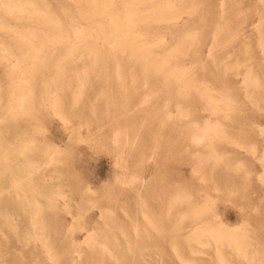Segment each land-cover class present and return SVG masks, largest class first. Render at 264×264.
<instances>
[{"label":"rangeland","instance_id":"rangeland-1","mask_svg":"<svg viewBox=\"0 0 264 264\" xmlns=\"http://www.w3.org/2000/svg\"><path fill=\"white\" fill-rule=\"evenodd\" d=\"M36 1L40 7L46 6L48 9H45L50 10L53 15L60 16L59 18L63 21L65 27L70 29L71 24L75 28L78 25L76 29L81 30L83 28L82 31L84 30L85 33L87 31V37L83 38V41L78 44L79 47H76L77 49L71 52V55H73L72 60L68 59L64 53H60L52 58L45 57L48 56V53H44L43 57L45 59L43 58V60L45 63L50 64L41 68V70L36 69V71L33 68L35 63H37L36 60L39 59L34 58L31 56L32 54L28 53H31L32 50L30 51V49L32 48L29 47L30 45H27L29 41L21 40L22 33H24L21 28H24V31H29L32 28L34 31H39V28L42 26L32 20H21L18 13H16L17 16L13 14H9V16L7 13L2 14L0 9V22L5 27L0 28V115L4 113L8 114L7 107L14 104L11 98L15 95L22 94V92L23 94L28 93V97L32 95L30 98L25 99L24 104L25 106L28 105V108L24 106L26 112H23V114L21 112L14 117L18 130L16 129L14 135L6 139L7 142L5 144L9 143L15 146L17 145L16 143L23 144L21 142L25 141L27 142V146L30 145L29 149L38 146L39 148L49 149L52 152L54 160H50V164L40 166L41 156L39 157L38 151L30 150L26 153L27 157H22V160L24 163L29 164H25L26 169L22 168L21 171L15 174L16 176L22 174V177H24L21 180V184L25 190H18V193L23 194L21 197L18 196L22 200H28L27 205L29 207L31 206V203L29 204L30 199L33 200L32 197L30 198L33 190L39 193L36 196V200H42V202L47 198L52 200V197H54L53 200L69 199L71 213L67 214V212H63L58 214L57 218H53L48 216L50 209H44L41 214L45 218V221L42 220V224L44 223L43 225H47V228H50L49 232L44 230L50 235L48 238H50L49 242L51 247H53V249L51 248V255L55 259L51 261L53 258L48 259L40 239H36L35 242L33 234L29 233L30 235H28L26 241H23L25 234L23 227L25 219L23 216L25 214L17 205L18 200L21 199L19 197L17 199V191L10 186L9 174L1 171L0 189L1 192L4 191L2 192L3 201L0 204V217H2L0 218V264H109L115 261L114 259H111V261L108 259L110 253L115 251V249H131L134 247L135 241L143 238L145 233L157 235V232H154L150 226L149 221L165 214L167 204L162 205L161 203L171 198L176 202L175 207L173 206L176 216L173 217V220L176 219V223L174 224L177 225L173 232L176 234L166 239L163 246H159L158 244L149 246V249L154 251L153 255L156 259L161 260H153L151 263L147 262L148 264H264V88L260 90V87L264 85V78H262L264 77V0H172L173 5L175 3L177 7L178 3V9L183 11V13L181 12L180 19L170 23L172 30L167 27L168 25L164 21L160 22L159 20V22L157 20L156 22L152 21L147 26L141 25V28L145 29L147 36L163 37L162 39L165 43L161 47H158V50L156 49L155 53L151 55V57L155 55V58H160L159 62L164 57H170L171 49L174 46H179V49L187 53H179L177 56L171 55L169 58V62L171 63L167 67H174L176 65L174 64V59L180 58L177 62L180 69H183V67L189 69V71L187 70L188 72L182 75L187 79L179 80L174 86L162 80L158 83L151 81L150 78L152 76L149 74V71L141 72L134 70L132 68V53H128L127 50L123 49L113 52L106 50L107 53L115 55L118 58L117 70L113 69L114 59L110 58L111 63L108 70L98 67L87 71L86 74H81V68L85 66L82 62L91 63L84 60L86 54H89V57L93 58L94 52H96L94 50H98L99 52L109 42H113L116 38H113L111 33L115 29L108 27L110 26L109 23H106V27L105 21L102 19L98 18L101 22L99 20L90 22L79 16L78 9H82L81 11L90 9V5H86V1L88 0ZM120 1L114 0L113 6L111 5V8H114V5L117 6L121 3L117 7L115 6V11L118 10L116 13L120 12L118 18L120 19L123 15L122 19L118 20L120 22L117 31L120 30L123 33L127 31L126 25L129 24L130 20L128 21L129 17H125V15L129 9V12L135 13H131L133 16L137 15L135 17L130 15L132 20L134 19L132 24H135V18L137 19L141 12L149 11L148 13L153 12L154 16L155 14L156 17L159 16L157 11L150 12L152 8L150 3L151 5L157 4L160 0H155L154 2L145 0V2H148H141L142 5L139 4V6L133 3L135 5L134 7L131 4L134 7L133 9L131 5L130 7L128 6L131 0H127L128 3L125 0ZM4 2L7 3L8 0ZM158 3L160 4L161 2ZM86 6H88V9H85L87 8ZM135 8L138 9L137 13ZM148 13L146 12L145 14ZM126 16L129 15L127 14ZM12 17L15 19L19 18V21H15ZM5 22L11 25L9 27L13 31L9 30L8 24ZM135 22L136 24L139 23L138 21ZM96 23L100 24V26L103 24L102 29ZM91 24L93 25L90 26ZM121 26H125V29ZM254 26H258V28ZM19 27L21 28L19 29ZM141 28L140 31L142 30ZM144 29L142 30L143 33H145ZM258 29L259 31H257ZM120 31L118 33L122 34ZM193 32L196 34L195 36ZM11 34H13V39L11 38L13 41L8 38L12 36ZM18 38H20L21 42H19L20 40L18 41ZM102 38L103 40H101ZM88 43L90 45L93 43L92 47ZM117 44L128 46V43L123 42H118ZM22 45H27L28 47H25V49ZM8 48H11V50ZM21 49L25 51L22 52ZM27 49H29L28 52H26ZM5 52L10 54V57ZM157 52L160 53L158 54ZM16 53H19L22 58L20 55H14ZM42 53L40 55H43ZM23 56L26 58L24 59ZM30 57L35 59L34 63L30 62L31 60L33 61ZM6 59L10 60L6 61ZM15 59L18 62L23 60L22 64L20 62L16 63ZM57 61H68V63L76 64L78 72L69 70L63 73L59 71L60 68L55 63ZM223 64L226 65L223 66ZM30 66H33V68ZM228 66H230L229 69ZM222 68H224V71ZM21 69L24 72L23 74ZM23 69L25 71L26 69H31V73L29 72L28 74L29 70H27L25 77ZM246 70L250 73L247 74ZM11 71L15 73H13L14 76L13 74L11 75ZM161 71L155 73L161 79L172 77L170 76L171 72L174 77L176 74L180 76L179 72L174 73V71L165 69ZM193 73L196 74L194 75ZM15 75L18 77L15 78ZM32 75L35 77V80L31 77ZM191 75L192 77H190ZM11 76L13 77L11 78ZM76 76L83 77L82 81L79 82L74 79ZM145 76L148 78L146 81L142 80ZM253 76L256 78H253ZM52 77L58 79L52 81ZM26 78L31 80L27 79L28 84L26 83ZM217 78L224 79V81L219 82L216 80ZM250 78L253 81L258 78V81L253 82ZM12 81L19 83L15 84ZM185 83H187L190 90L193 89L190 91ZM245 83L249 86L248 89ZM249 83H251V86ZM257 83H261L260 86ZM45 84L48 87V92L53 93L55 91L57 93L55 94L54 92V95L52 93L47 94ZM192 84H194L195 88ZM12 85H15V89ZM181 86L185 87L182 88ZM12 87L13 90H11ZM20 87H23L22 92L20 91ZM29 87L33 90L29 91ZM203 87L209 91L206 92ZM25 90L26 92L24 93ZM11 92L14 96L10 94ZM45 92L46 96L49 95L50 99L45 96ZM204 92L207 94H204ZM252 92L253 94H251ZM208 93H211V96ZM75 94L76 96H73ZM190 94L197 95L196 101L189 102L186 100ZM226 94L229 98L225 97ZM53 97L56 102L51 100ZM75 97H78L76 102H74ZM213 97L217 99L214 98L215 102L212 99ZM220 98L221 101H219ZM251 98L254 100H250ZM27 99H32V102L26 101ZM230 99L232 103L229 102ZM258 100L260 101L258 102ZM51 102L53 104H49ZM54 103L57 106L59 105L57 109ZM226 103H230V108ZM211 104L212 106H216V109ZM225 104L230 109L227 108L229 110L228 113L234 112L233 114H227L226 111L228 110H226ZM44 105H47L46 108ZM102 109L106 110L100 112L99 110ZM213 109L219 111L216 112ZM59 110L61 113H59ZM221 111L224 112L222 113ZM55 112L56 115L54 114ZM187 113H189L188 116ZM182 114H185L184 117L181 116ZM224 114L228 115V117H225ZM0 119L2 120V118ZM206 125L209 127H206ZM211 126H215V128L213 127L215 130ZM192 135H200L202 139L199 137L198 141L201 140V142L193 143ZM211 155L214 156L210 158L212 161L209 160ZM206 157H208V160ZM216 158H218V162L215 164ZM211 164H215L216 166H212ZM27 167L29 170L31 167L35 168H31L29 171ZM212 168L213 171H211ZM30 181L34 183H28ZM30 185L35 186V188L29 189L31 188ZM24 192L28 196V198L26 196L27 199ZM40 193L45 196H42ZM60 195L64 196V198ZM201 208V215L193 216L196 219L191 218L192 212ZM106 212L109 213L107 214ZM186 212L191 214V217ZM5 213L8 214V218H6ZM9 216L11 219H9ZM60 221V229L58 230L61 232L59 235L74 224L72 236L78 242L82 241L87 232L86 229H81L80 227L81 225H86L90 231H94L93 238L97 239V242L108 241L107 244L110 246H108L109 252L107 251V256L105 249H99L98 246H102L100 243L88 244L83 242L77 247V250L80 252L79 260L70 261V256L77 257L78 252L72 251L73 249L69 245L66 247L57 245L58 241L55 234V229L57 228L54 226L55 223ZM222 224H226L230 229L234 227L233 229L238 230L236 231L237 234H245L244 236L240 235V237L236 236L238 237L236 239L240 241L239 247L243 241L242 245L246 247H242L245 249L240 248L241 251L240 249L237 251L238 249H234L232 245L212 243L211 237H205L211 243L197 245L194 243L196 242L194 238H197L196 233L190 235V237L194 238L184 235L193 232L197 227H201V225L218 228ZM11 228L14 229L12 230ZM116 229H119V231ZM134 232L137 233L134 234ZM188 238L190 239L188 240ZM243 238L246 240L244 241ZM174 240L181 242L186 240L191 242V244L171 245L170 242ZM246 243L250 246H247ZM90 247L92 249H89ZM94 248L101 251H98V254L95 255L92 253L95 250ZM217 249L220 250L221 254L217 253ZM236 252H240L239 255ZM243 253L246 255L244 256ZM175 254L179 256L176 257ZM250 261L252 262L250 263Z\"/></svg>","mask_w":264,"mask_h":264},{"label":"bare ground","instance_id":"bare-ground-1","mask_svg":"<svg viewBox=\"0 0 264 264\" xmlns=\"http://www.w3.org/2000/svg\"><path fill=\"white\" fill-rule=\"evenodd\" d=\"M5 1V0H4ZM4 1H2V0H0V9H1V11H2V14H5V13H7V15H9V14H13V15H15V16H17L16 15V13H18V15H19V18L21 19V20H27V21H29V20H32V21H35V22H37L40 26H42V27H40L39 28V31H34V30H27V31H24V28H21V27H19V29L21 28L22 30H23V32L24 33H22V38H21V36H20V38H21V40L22 41H29V43L27 44L26 42V44L30 47V48H32V49H30V51H31V53L30 52H28V50L29 49H27L26 50V52H28L31 56H33L34 58H38L39 60H36L37 61V63H35V65H34V68H33V66L31 67V68H33V70H36V69H40L41 70V68H43V67H46V66H48L50 63H45V61L43 60V56H44V53L45 54H47L48 53V56H45V57H53V56H57V55H59L60 53H64L65 55H66V57L68 58V59H73V55H71V52L74 50V49H77L79 46H78V44L81 42V41H83V38L85 39V37H87V31H86V33L84 32V30L82 31V29L81 30H79V29H76L77 28V26H76V28L74 27V25L73 26H71V24H70V29L68 28V27H65L64 26V23H63V21L58 17V16H55V15H53L51 12H50V10H47L48 9V7H40V5H38L39 3L36 1V0H8V2L6 3V2H4ZM77 1V0H76ZM83 1H85V0H83ZM117 1V0H116ZM119 1V0H118ZM122 1V0H121ZM120 1V2H121ZM126 1V3H128L127 2V0H125ZM124 1V2H125ZM148 1H150V0H148ZM148 1H146L145 2V0H131L129 3L130 4H128V6L130 7V5L131 4H138V5H136V6H139V4H141L142 5V3L141 2H145V3H147ZM151 1H155V0H151ZM181 1V0H180ZM89 2V3H88ZM113 2H114V0H88V1H86V5H90V9H88V6H86L87 8H85V9H88L87 11H81L80 9H78L79 10V16H81L82 17V19L84 18L85 20H87V21H90V22H94L95 20H99V19H102V20H104L105 21V25H106V23H109V25L110 26H108V27H112V29H115V30H112V32L113 33H111V32H108V33H111V36L113 37V38H116L113 42H109L108 43V45L106 46V47H104V49H102L101 51H99L98 52V50H94V51H96V52H94V57L93 58H90L89 57V54H86V57L84 58V60H87V61H90L91 63L90 64H87V62H82L83 64H85V66L83 67V68H81V70H82V73L81 74H86L87 73V71H89V70H93V69H96V68H102L103 70H108L109 68H110V58H113L114 59V70H117L118 69V65H117V59L118 58H116V56L115 55H110V53H107L106 52V50H109L110 52H113V51H118V50H120V49H123V50H127L128 51V53H132V55H133V61H132V68H134V70H139V71H141V72H147V71H149V74H151V78H150V80L151 81H153V82H159L160 80H162V81H166L168 84H170V85H172V86H174L176 83H178L179 82V80H186L182 75H184V73L185 72H188L189 71V69L188 68H184L183 67V69H180V67H179V65H178V60L180 59H174V64H176V65H174V67H167L171 62H169V58L171 57V55L173 56V55H175V56H177L179 53H183L184 52V50H182V49H179L177 46L175 47L174 46V48L173 49H171V55H170V57L168 56V57H164L163 59H162V61H158L159 59H157V58H155L154 56L153 57H151V55H153L154 53H155V51H156V49L158 48V47H161L165 42L163 41V37L161 38L160 36V38H158V37H156V36H147V34H146V31H145V29H144V32L145 33H143L142 32V26L141 25H149L150 24V22H156V20L158 21H160V22H162V21H164L168 26V28L169 29H171L172 30V25L170 24L171 22H173V21H177L178 19H180L181 18V14L183 13V11L181 10H179L178 9V3H177V7H176V5H175V3H174V5H173V1L172 0H164L163 1V3H162V0H160V1H158V2H161L160 4L157 2V4H153V5H151V3H150V6H152V8L150 9V12L151 11H157L159 14V16H157L156 17V14H155V16H154V13L153 12H151V13H148L149 11H146L148 14H145L146 12H141V14L137 17V19L135 18V21H138L139 23L138 24H136V22L134 21V23L135 24H132L133 23V20H132V18H131V16L130 15H132L131 13H133V12H129V10H127V8H126V10H127V14L129 15V16H126L125 15V17H129L128 18V23L129 24H127L126 25V27H127V31H124V33L122 32V31H120V32H122V34L121 33H118L119 31H117L118 29H119V22L120 21H118V20H120V19H122L121 17L123 16H121L120 17V19L118 18V16H120V12L118 13V15H117V13H116V11H118V10H116L115 11V6L116 5H114V8H111L113 5ZM178 2V1H177ZM47 3V2H46ZM156 3V2H155ZM221 4H222V2H220ZM41 4V3H40ZM42 4H44V3H42ZM72 4V3H71ZM71 4H69V5H71ZM78 5H79V3H77ZM119 4H121V3H119ZM118 4V5H119ZM133 4V6L135 7V5ZM45 5V4H44ZM44 5H42V6H44ZM61 5V4H60ZM73 5H75V4H73ZM80 5H81V3H80ZM112 5V6H111ZM117 5V6H118ZM124 5H125V3H124ZM148 5V4H147ZM146 5V6H147ZM85 6V5H84ZM116 6V7H117ZM127 6V7H128ZM132 6V5H131ZM131 7L132 9L134 8V7ZM59 7H61V6H59ZM83 7V6H82ZM126 7V6H125ZM125 7H123L124 9H125ZM45 8H47V9H45ZM57 8V7H56ZM138 8V7H137ZM147 8H148V6H147ZM50 9V8H49ZM144 9V8H143ZM149 9V8H148ZM77 10V11H78ZM135 10H136V13H137V11H138V9H136L135 8ZM185 10V9H184ZM121 11V10H120ZM133 11V10H132ZM141 11H143V10H141ZM14 12H15V14H14ZM66 12H68L67 10H66ZM65 12V13H66ZM129 12V13H128ZM135 12V11H134ZM182 12V13H181ZM123 13H126V12H123ZM140 13V12H139ZM138 13V14H139ZM69 14V13H68ZM133 14H135V13H133ZM63 15H66V14H63ZM4 16V15H3ZM10 16V15H9ZM70 16V15H69ZM133 16V15H132ZM135 16H137V15H135ZM135 16H133V17H135ZM65 17V16H64ZM13 18V17H12ZM17 18V17H16ZM19 18H17V19H15V18H13L15 21H19ZM70 18V17H69ZM80 18V17H79ZM99 18V19H98ZM1 19H2V17H1ZM71 19H72V17H71ZM4 20V19H3ZM2 20V21H3ZM20 20V21H21ZM69 20V19H68ZM125 20H127L126 18H125ZM155 20V21H154ZM9 21V20H8ZM100 21V20H99ZM98 21V22H99ZM122 21V20H121ZM132 21V22H131ZM158 21V22H159ZM259 21H260V19H259ZM23 22V21H22ZM71 22V21H70ZM69 22V23H70ZM74 22V21H73ZM101 22V21H100ZM99 22V23H100ZM6 23V22H5ZM32 23V22H31ZM30 23V24H31ZM75 23V22H74ZM89 23V22H88ZM104 23V22H103ZM126 23H127V21H126ZM4 24V23H3ZM6 24H8L7 26H8V28H9V30L10 31H13L12 30V28L10 29V27L9 26H11L9 23H6ZM77 24H79L78 22H77ZM81 24V23H80ZM94 24V23H93ZM93 24H91L90 26H92ZM97 24V23H96ZM101 24V23H100ZM100 24H97V26L100 28V29H102L101 27H102V25L100 26ZM122 24V23H121ZM14 25V24H13ZM17 25V24H16ZM37 25V24H36ZM69 25V24H68ZM86 25V24H85ZM124 25V24H123ZM157 25H158V23H157ZM29 26V25H28ZM27 26V27H28ZM84 26V25H83ZM259 26H260V24H259ZM2 27H4L3 25H2V23L0 22V28H2ZM26 27V26H25ZM79 27H81V26H79ZM85 27V26H84ZM103 27H105V26H103ZM106 27H107V25H106ZM105 27V28H106ZM121 27H123V26H121ZM150 27V26H149ZM161 27V26H160ZM159 27V28H160ZM254 27H257L258 28V26H254ZM5 28V27H4ZM7 28V29H8ZM14 28H16V27H14ZM30 28H31V26H30ZM90 28V27H89ZM105 28H103V29H105ZM140 28L142 29L141 31H140ZM148 28V27H147ZM18 29V30H19ZM35 29V28H34ZM87 29V28H86ZM85 29V30H86ZM93 29V28H92ZM98 29V28H97ZM122 29V28H121ZM123 29H125V26L123 27ZM122 29V30H123ZM259 29H261V28H259ZM259 29L257 30V31H259ZM2 30H4V29H2ZM109 30V29H108ZM111 30V29H110ZM15 31H17V30H15ZM21 31V30H20ZM91 31V30H90ZM97 31V30H96ZM100 31H102V30H100ZM88 32H89V30H88ZM95 32V31H94ZM98 32V31H97ZM103 32V31H102ZM106 32V31H105ZM14 33H16V32H14ZM13 33V34H14ZM101 33V32H100ZM107 33V34H108ZM192 33V32H191ZM4 34V33H3ZM6 34V33H5ZM9 34H10V32H9ZM13 34H11L12 36L10 37H8V38H10V40H11V38L13 37ZM16 34H18V33H16ZM91 34V33H90ZM90 34H88V35H90ZM102 34H104V32L102 33ZM193 34H194V32H193ZM8 35V34H7ZM97 35H98V33H97ZM96 35V36H97ZM105 35H106V33H105ZM196 34H194V36H195ZM5 36V35H4ZM19 36V35H18ZM18 36H16V37H18ZM92 36V35H91ZM104 36V35H103ZM109 36V35H108ZM107 36V37H108ZM193 36V35H192ZM193 36V37H194ZM6 37V38H7ZM97 37H99V36H97ZM15 38V37H14ZM20 38H18V41L20 40ZM106 38V37H105ZM13 39V38H12ZM82 39V40H81ZM92 39V38H91ZM97 39H100V38H97ZM17 40V39H16ZM21 40L19 41V42H21ZM93 40H95V39H93ZM101 40H103V38L101 39ZM107 40H109V39H107ZM119 40V41H118ZM187 40V39H186ZM11 41H13V40H11ZM86 41V40H85ZM87 41H89V40H87ZM96 41V40H95ZM99 41V40H98ZM105 41V40H104ZM16 42V41H15ZM118 42H123V43H128V46H125V45H119V44H117ZM180 42V41H179ZM16 43H18V42H16ZM94 43V42H93ZM93 43H91V45L89 44V46L90 47H92V44ZM167 43V42H166ZM195 43V42H194ZM19 45V44H18ZM27 45H22V46H24V48L25 47H28ZM85 45H87V44H85ZM95 45H96V42H95ZM194 45V44H193ZM6 46H8V45H6ZM17 46V45H16ZM101 46V45H100ZM103 46V45H102ZM188 46V45H187ZM1 47V46H0ZM4 47V46H3ZM19 47V46H18ZM77 47V48H76ZM86 47V46H85ZM97 47H98V45H97ZM189 47V46H188ZM7 48V47H6ZM11 48H12V46H11ZM11 48H8V49H10L11 50ZM20 48V47H19ZM185 48H186V46H185ZM2 49H4V48H2ZM7 49V50H8ZM14 49V48H13ZM17 49V48H16ZM23 49V48H22ZM21 49V50H22ZM26 49V48H25ZM90 49V48H89ZM101 49V48H100ZM189 49V48H188ZM0 50H1V48H0ZM158 50V49H157ZM161 50V49H160ZM170 50V49H169ZM4 51V50H3ZM9 51V50H8ZM18 51V50H17ZM23 51H25V50H22V52ZM68 53H67V52ZM85 51H87V50H85ZM92 51V50H91ZM90 51V52H91ZM167 51V50H166ZM263 51H264V49H263ZM25 52V53H26ZM43 52V53H42ZM162 52H164V51H162ZM4 53V52H3ZM5 53H7V52H5ZM15 53V52H14ZM20 53V52H19ZM19 53H16V54H14V55H20ZM28 53H26V54H28ZM40 53H42L43 55H40ZM83 53V52H82ZM92 53V52H91ZM158 53V52H157ZM156 53V54H157ZM160 53V52H159ZM158 53V54H159ZM184 53H186V52H184ZM24 54V53H23ZM26 54H24V55H26ZM168 54V53H167ZM167 54H166V56H167ZM187 54V53H186ZM2 55V54H1ZM9 55V57H10V54H8L7 53V56ZM22 55V54H21ZM20 55V56H21ZM184 55V54H183ZM12 56V55H11ZM20 56H19V58H20ZM27 56V55H26ZM42 56V57H41ZM164 56V55H163ZM186 56V55H185ZM4 57H5V55H4ZM13 57V56H12ZM11 57V58H12ZM14 57H16V56H14ZM158 57V56H157ZM6 58V57H5ZM21 58H22V56H21ZM23 58H24V56H23ZM26 58V57H25ZM24 58V59H25ZM30 58H32V57H30ZM42 58V59H41ZM184 58V57H183ZM182 58V59H183ZM13 59V58H12ZM11 59V60H12ZM16 59H18V58H16ZM16 59H15V61H16ZM28 60H29V58H27ZM33 59V58H32ZM45 59V58H44ZM47 59V58H46ZM89 59H91V60H89ZM131 59V58H130ZM173 59V58H172ZM213 59V58H212ZM8 60H10V59H8ZM7 59H6V61H8ZM19 60V59H18ZM18 60L16 61V63L18 62ZM21 60V59H20ZM28 60H27V62H28ZM34 60L35 59H33V61L31 60H29L31 63H34ZM23 61V60H22ZM22 61L20 62V64H22ZM24 61H26V60H24ZM213 61H214V59H213ZM212 61V62H213ZM219 61V60H218ZM237 61V60H236ZM11 62V61H10ZM9 62V63H10ZM18 62V63H19ZM97 62H99V63H97ZM183 62V61H182ZM181 62V63H182ZM222 62V61H221ZM8 63V62H7ZM12 63H13V61H12ZM15 63V62H14ZM24 63V62H23ZM56 63V65L57 66H59V68H60V70L59 71H62L63 73H65L66 71H69V70H71V71H76V72H78V66H76V64H73V63H68V61H57V62H55ZM191 63H193V62H191ZM214 64H215V62H213ZM19 64V65H20ZM26 65H27V63H25ZM24 64V65H25ZM29 64V63H28ZM228 64V63H227ZM14 65V64H13ZM18 65V64H17ZM16 65V66H17ZM33 65V64H32ZM189 65V64H188ZM203 65V64H202ZM224 65H226V64H223V66ZM258 65V64H257ZM28 66V65H27ZM187 66V65H186ZM190 66V65H189ZM188 66V67H189ZM194 66V65H193ZM232 66V65H231ZM237 66H239V64H237ZM236 66V67H237ZM262 66V65H261ZM264 66V65H263ZM15 67V66H14ZM19 67H21V66H19ZM26 67V66H25ZM208 67V66H207ZM229 67L230 66H228V69H229ZM241 67V66H240ZM251 67V66H250ZM250 67H249V69H250ZM12 68V67H11ZM17 68V67H16ZM23 68V67H22ZM190 68V67H189ZM238 68V67H237ZM236 68V69H237ZM254 68V67H253ZM163 69H165V70H171V71H174V73H176V72H179V75L180 76H178V74H176V76L174 77L173 75H172V72H171V75L170 74H168V75H170V76H172V77H169V78H166V79H161V77H158V75L157 74H155L156 72H158V71H161V70H163ZM191 69V68H190ZM203 69V68H202ZM208 69V68H207ZM223 69V71H224V68H222ZM239 69V68H238ZM260 69H262V68H260ZM11 70V69H10ZM9 70V71H10ZM19 70V69H18ZM24 71H25V69H23ZM27 70H29V69H26V71ZM31 70V69H30ZM30 70L28 71V74H29V72H30ZM188 70V71H187ZM234 70V69H233ZM248 70V69H247ZM246 70V71H247ZM255 70V69H254ZM13 71L15 72V70L13 69ZM17 71V70H16ZM20 71V70H19ZM21 71H22V69H21ZM25 71V77H26V74H27V72ZM37 71V70H36ZM193 71V70H192ZM191 71V72H192ZM203 71V70H202ZM208 71V70H207ZM251 71V70H250ZM12 72V71H11ZM10 72V73H11ZM14 72H12L11 73V75L14 73ZM34 72V71H33ZM162 72V71H161ZM24 72L22 71V74H23ZM31 73V72H30ZM164 73H167V72H164ZM170 73V72H169ZM173 73V74H174ZM246 73V72H245ZM248 73H250V72H248L247 71V74ZM15 74V73H14ZM14 74H13V76H14ZM194 74V73H193ZM196 74V73H195ZM194 74V75H195ZM252 74V73H251ZM18 75V74H17ZM31 75V74H30ZM29 75V76H30ZM165 75V74H164ZM163 75V76H164ZM214 75V74H213ZM238 75H239V73H238ZM237 75V76H238ZM250 75V74H249ZM249 75H248V78H249ZM13 76H11V78L13 77ZM16 76V75H15ZM19 76H21V75H19ZM23 76V75H22ZM21 76V77H22ZM162 76V75H161ZM18 76H16L15 78H17ZM20 77V78H21ZM31 77H33V80H35V77L32 75ZM30 77V78H31ZM166 77V76H165ZM186 77V76H185ZM188 77V76H187ZM190 77H192V75L190 76ZM196 77V76H195ZM224 77V76H223ZM242 77H244V76H242ZM250 77H251V75H250ZM10 78V79H11ZM14 78V79H15ZM248 78H246V79H248ZM253 78H256V77H254L253 76ZM262 78H264V77H262ZM28 78H26V83L28 82V80H30V79H28ZM56 79H58V78H55V77H52V81H54V80H56ZM74 79H76L77 81H82V79H83V77H80V76H76ZM190 79V78H189ZM251 79V78H250ZM258 79V78H257ZM256 79V80H257ZM13 80V79H12ZM142 80H148V78H146V76H145V78H142ZM193 80V79H192ZM217 81H219V82H221V81H224V79H221V78H217L216 79ZM252 80V79H251ZM251 80H249V81H251ZM256 80H254V81H256ZM24 81V80H23ZM22 81V82H23ZM31 81V80H30ZM195 81V80H194ZM244 81V80H243ZM247 81V80H246ZM253 81V80H252ZM253 81V82H254ZM258 81V80H257ZM185 82V81H184ZM187 82V81H186ZM197 82H199L198 80H197ZM197 82H196V84H197ZM12 83H15V82H13L12 81ZM16 83H19V82H16ZM15 83V84H16ZM21 83V82H20ZM25 83V82H24ZM29 83V82H28ZM27 83V84H28ZM31 83V82H30ZM192 83V82H191ZM190 83V84H191ZM194 84H195V82H193ZM201 83V82H200ZM199 83V84H200ZM247 83V82H246ZM246 83H245V85H246ZM264 83V82H263ZM22 84V83H21ZM26 84V85H27ZM161 84H163V83H161ZM186 84V87H188V89H189V86L187 85V83H185ZM194 84H192L193 85V87H194ZM207 84V83H206ZM209 84V83H208ZM248 84V83H247ZM250 84V86H251V83H249ZM257 84H259V83H257ZM261 84V83H260ZM260 84H259V86H260ZM24 85V84H23ZM164 85V84H163ZM167 85V84H166ZM182 85V84H181ZM184 85V84H183ZM210 85H212V84H210ZM209 85V86H210ZM222 85V84H221ZM220 85V86H221ZM243 85V84H242ZM13 86V85H12ZM15 86V85H14ZM13 86V87H14ZM45 86V89H47L46 90V92H47V94H49V93H52V92H48L49 90H48V87L46 86V84L44 85ZM48 86H50V85H48ZM80 86H81V83H80ZM165 86V85H164ZM177 86H178V84H177ZM191 86V85H190ZM196 86V85H195ZM199 86V85H198ZM213 86V85H212ZM246 86H248V85H246ZM245 86V87H246ZM258 86V85H257ZM258 86V87H259ZM264 85H262L261 87H260V90H262L264 87H263ZM13 87H12V89L11 90H13ZM31 87V86H30ZM30 87L28 88V89H30ZM180 87V86H179ZM182 87V86H181ZM183 87H185V86H183ZM182 87V88H183ZM202 87V86H201ZM206 87V86H205ZM205 87H203V88H205ZM208 87V86H207ZM256 87V86H255ZM258 87H257V89H258ZM18 88V87H17ZM16 88V89H17ZM21 88V87H20ZM23 88V87H22ZM22 88H21V92H22ZM33 88V87H32ZM50 88V87H49ZM82 88V87H81ZM195 88V87H194ZM198 88V87H197ZM199 88H200V86H199ZM198 88V89H199ZM202 88V89H203ZM222 88V87H221ZM220 88V89H221ZM249 88V86L247 87V89ZM262 88V89H261ZM2 89V88H1ZM14 89H15V87H14ZM24 89H25V87H24ZM27 89V90H28ZM44 89V90H45ZM54 89V88H53ZM79 89H80V87H79ZM180 89V88H179ZM186 89V88H185ZM193 89V88H192ZM191 89V90H192ZM197 89V90H198ZM211 89V88H210ZM212 89H214V88H212ZM247 89H244V90H247ZM252 89H254L253 87H252ZM257 89H256V91H257ZM31 90H33V89H30L29 91H31ZM184 90V89H183ZM190 90V89H189ZM190 90V91H191ZM196 90V89H195ZM205 90H206V88H205ZM204 90V91H205ZM10 91V90H9ZM15 91V90H14ZM13 91V92H14ZM57 91V90H56ZM78 91H80V90H78ZM182 91V90H181ZM180 91V92H181ZM185 91V90H184ZM209 91V90H208ZM207 90H206V92H208ZM214 91V90H213ZM216 91V90H215ZM254 91H255V89H254ZM253 91V92H254ZM259 91V90H258ZM16 92V91H15ZM18 92H19V89H18ZM26 92V90L24 91V93ZM44 92V91H43ZM42 92V93H43ZM46 92H45V96H46ZM55 91H53V93H54ZM186 92V91H185ZM200 92V91H199ZM206 92H204V94L206 93ZM211 92V91H210ZM219 93H220V91H218ZM218 92H216L218 95H219V93ZM253 92L251 93V94H253ZM262 92V91H261ZM17 93V92H16ZM16 93H14V94H16ZM52 93V94H53ZM57 92H55V94H56ZM79 93V92H78ZM78 93H77V95H78ZM182 93V92H181ZM201 93H202V90H201ZM211 93H214V92H211ZM211 93H208L209 94V96H211ZM10 94H12V92L10 93ZM27 94L28 93H26V94H23V92H22V94H17V95H13L12 94V96H14L13 98H11V100L13 101H11L12 103H14V104H11V105H9L8 107H7V112H8V114H1L0 115V118H2V120L0 119V122L1 121H3L2 122V124H0V141H2V143H0V173H1V171H5V172H7L8 174H9V180H10V186H12L16 191H17V193H18V190H20V189H23V190H25L24 189V186L21 184L22 182H21V180L24 178V177H22V174L20 175V176H16L15 174L17 173V172H19V171H21L22 170V168H24V169H26V165L25 164H29V163H24L23 162V160H22V157H24V156H26V153H28L30 150L32 151V150H34V151H38V154H39V157H40V161H41V164H40V166H42V165H47L49 162H50V160L52 161V159H53V155L51 154L52 152L49 150V149H44V148H39V146L38 147H33L32 149H29L30 147V145L29 146H27L26 144H27V142H21V143H23V144H20V143H16L17 145H12V144H5V142H7L6 141V139L7 138H9V136H11V135H14V133L16 132V129H17V126H16V122L14 121L15 120V116L17 115V114H19V113H21L22 112V114H23V112H26V110H25V108H24V106H25V99L26 98H30L32 95H31V93H30V97H28L27 96ZM44 94V93H43ZM186 94H188V93H186ZM196 94H197V92H196ZM207 94V93H206ZM247 94H249V93H247ZM255 94V93H254ZM54 95V94H53ZM185 95V94H184ZM27 96V97H26ZM51 96V95H50ZM57 96V95H56ZM73 96H76V94L75 95H73ZM97 96H99V95H97ZM177 96V95H176ZM179 97H180V95H178ZM196 96L197 95H192V94H190L189 96H187V98H186V100H188L189 102L190 101H196ZM198 96H199V94H198ZM204 96V95H203ZM213 96V95H212ZM223 96V95H222ZM249 96H251V95H249ZM248 96V97H249ZM255 96H256V94H255ZM263 96V95H262ZM47 98L49 97V95L48 96H46ZM178 97V98H179ZM199 97H201V96H199ZM205 97H207V96H205ZM224 97V96H223ZM225 97H227V94H226V96ZM231 97V96H230ZM254 97V96H253ZM260 97V96H259ZM43 98V97H42ZM45 98V97H44ZM78 97H75V101L74 102H76V99H77ZM208 98V97H207ZM210 98V97H209ZM214 98L216 99V97H213L212 99H213V101H214ZM227 98H229V97H227ZM226 98V100H228ZM10 99V98H9ZM8 99V100H9ZM34 99V98H33ZM46 99V98H45ZM49 99H50V97H49ZM55 98L53 97V99H51L52 101L54 100ZM57 99H58V97H57ZM56 99V100H57ZM225 99V98H224ZM249 99V98H248ZM253 98H251L250 100H252ZM261 99H263V98H261ZM32 100V99H31ZM31 100H29V99H27L26 101H31ZM43 100V99H42ZM200 100V99H199ZM203 100V99H202ZM209 100V99H208ZM217 100V99H216ZM219 100V99H218ZM254 100V99H253ZM256 100V99H255ZM45 101V100H44ZM55 101V100H54ZM59 101H61V99H59ZM213 101H210L211 103L213 102ZM219 101H221V98H220V100ZM222 101H223V99H222ZM260 100H258V102H259ZM0 102H1V100H0ZM32 102V101H31ZM30 102V103H31ZM46 102H47V100H46ZM49 102V101H48ZM56 102V101H55ZM215 102V101H214ZM213 102V103H214ZM225 102H227V101H225ZM229 102H231V99H230V101ZM253 102H256V101H253ZM35 103V102H34ZM207 103H208V101H207ZM222 103V102H221ZM232 103V102H231ZM263 103V102H262ZM1 104V103H0ZM9 104V103H8ZM29 104V103H28ZM32 104V103H31ZM30 104V105H31ZM48 104V103H47ZM49 104H53V102H51V103H49ZM48 104V106L49 107H51V105H49ZM54 104H56V103H54ZM224 104V103H223ZM226 104H228V103H226ZM226 104H225V108H226V110H228L229 108H230V103L228 104V106H229V108L226 106ZM255 104V103H254ZM27 105V104H26ZM218 105V104H217ZM232 105V104H231ZM258 105H259V103H258ZM263 105V104H262ZM28 106V105H27ZM27 106H25L26 108H28ZM45 106V105H44ZM47 106V105H46ZM46 106H45V108H46ZM53 106H55V105H53ZM208 106V105H207ZM211 106H212V104H211ZM214 106V105H213ZM212 106V107H213ZM260 106V105H259ZM57 107H59V105L57 106V104H56V106H55V108L57 109ZM209 107V106H208ZM234 107V106H233ZM256 107H258V106H256ZM264 107V106H263ZM5 108V107H4ZM9 108V109H8ZM45 108H44V110H45ZM188 108V107H187ZM210 108V107H209ZM214 108L216 109V106H214ZM220 108V107H219ZM218 108V109H219ZM228 108V109H227ZM260 108V107H259ZM261 108H262V106H261ZM50 109V108H49ZM48 109V110H49ZM54 109V108H53ZM55 109V110H56ZM183 109V108H182ZM192 109V108H191ZM195 109V108H194ZM215 109H213L214 111H216ZM233 109V108H232ZM54 110V111H55ZM106 110V109H105ZM105 110H99L100 112L101 111H105ZM184 110V109H183ZM210 110H211V108H210ZM219 110H221V109H219ZM219 110H217V111H219ZM226 110H224V111H226ZM230 110V109H229ZM229 110L228 111H226L227 112V114L228 115H230V114H233V113H228L229 112ZM1 111H2V109H1ZM27 111H28V109H27ZM31 111V110H30ZM41 111V110H40ZM56 111H58V110H56ZM182 111V110H181ZM194 111V110H193ZM212 111V110H211ZM216 111V112H217ZM223 111V112H224ZM4 112H6V111H4ZM46 112V111H45ZM49 112V111H48ZM47 112V113H48ZM222 112V111H221ZM221 112H220V114H221ZM222 112V113H223ZM231 112H232V110H231ZM1 113V112H0ZM3 113V112H2ZM29 113V112H28ZM50 113V112H49ZM59 113H61L60 112V110H59ZM184 113H185V111H184ZM196 113V112H195ZM211 113V112H210ZM213 113V112H212ZM27 114V113H26ZM55 115H56V112L54 113ZM188 114L189 113H187V116H188ZM216 114V113H215ZM217 114H219V113H217ZM48 115V114H47ZM57 115H59V114H57ZM185 115V114H184ZM184 115L182 114L181 116H183L184 117ZM223 115V114H222ZM225 115V117H228V115L226 116V114H224ZM18 116H20V115H18ZM46 117V116H45ZM60 117V116H59ZM230 117V116H229ZM19 118V117H18ZM40 118H41V116H40ZM47 118V117H46ZM62 119V118H61ZM38 125V124H37ZM208 125H206V127H207ZM209 127V126H208ZM212 127V126H211ZM210 127V128H211ZM214 128H215V126H213ZM212 127V128H213ZM37 128H39V127H37ZM203 128V127H202ZM213 128V129H214ZM40 129V128H39ZM189 129V128H188ZM209 129V128H208ZM207 129V130H208ZM217 129V128H216ZM18 130V129H17ZM210 130V129H209ZM208 130V131H209ZM215 130V129H214ZM201 135V134H200ZM200 135H199V137H200ZM192 136H194V135H192ZM79 137V136H78ZM192 138V137H191ZM201 139H202V137H200ZM84 139V138H83ZM198 142H201V140L200 141H198ZM81 143V142H80ZM196 145V144H195ZM2 146V147H1ZM185 152V151H184ZM55 153V152H54ZM37 155V154H36ZM55 155V154H54ZM214 155V154H213ZM216 156V155H215ZM27 157V156H26ZM211 157H214V156H210L209 157V160H211L210 158ZM217 157V156H216ZM192 158V157H191ZM207 158V160H208V157H206ZM205 158V159H206ZM188 159V158H187ZM54 160V159H53ZM215 160V159H214ZM217 160V161H216ZM216 160L214 161V163L216 164V162H218V158H216ZM212 161V160H211ZM33 162H34V160H33ZM31 163V162H30ZM50 164V163H49ZM215 164H211L212 166H214ZM220 164V163H219ZM34 165V164H33ZM37 165V164H36ZM52 165V164H51ZM206 165V164H205ZM210 165V166H211ZM221 165V164H220ZM219 165V166H220ZM31 166H32V164H31ZM216 166V165H215ZM224 166V165H223ZM209 167V166H208ZM32 168V167H31ZM31 168H30V170H31ZM33 168H35V167H33ZM32 168V169H33ZM37 168V167H36ZM214 168V167H213ZM213 168H212V170L211 171H213ZM27 169H28V167H27ZM38 169V168H37ZM209 169V168H208ZM29 170V169H28ZM29 170V171H30ZM203 170V169H202ZM226 170V169H225ZM24 171V170H23ZM35 171V170H34ZM27 173H29V172H27ZM26 173V174H27ZM212 173V172H211ZM211 173H210V176H211ZM30 174H32L31 172H30ZM18 175V174H17ZM209 175V174H208ZM213 175V174H212ZM26 176V175H25ZM30 176V175H29ZM1 177V176H0ZM27 177V176H26ZM29 181V180H28ZM28 183H34V182H28ZM38 185V184H37ZM28 186H29V184H28ZM31 186V188H29V189H32V188H35V186H33V185H30ZM1 188V187H0ZM61 188V187H60ZM39 189V188H38ZM73 190V189H72ZM4 191V190H3ZM2 191V192H3ZM2 192H1V189H0V204L2 203V201H3V198H2ZM28 193H29V191H27ZM31 192V191H30ZM38 192V191H37ZM47 192V191H46ZM42 193H43V191H42ZM30 194V193H29ZM31 196H30V198L32 197L33 198V200L32 199H30L31 201L29 202V204L31 203V206L29 207L27 204H28V200H22L20 197H21V195H23L22 193H18L17 194V199H18V197L21 199V200H18L19 202L17 203V205H18V208H21L22 210V212L25 214L23 217H24V219H25V222L23 223V227H24V230H25V234H24V238H23V241L25 242L26 241V239H27V237H28V235H30L29 233H31V234H33V237H34V241L36 242V239H40L41 240V242H42V244H43V248H44V250H45V253H46V255L48 256V259L49 258H51L52 257V250H51V248L53 249V247H51V245H50V242H49V240H50V238H48V237H50V235H48L47 234V232H49V227L47 228V225L45 226V225H43L42 224V220L43 221H45V218L44 217H42V213H43V210L44 209H46V210H48V209H50L49 210V212H48V216H51V217H53V218H57V216H58V214H61V213H63V212H67V214L68 213H71V211H70V201H69V199H67V200H53V198L54 197H52V200H49L48 198V200L46 199V198H44V199H46V200H43V202H42V200H36V196L37 195H39V193H36V191L35 190H33V192H31ZM41 194V193H40ZM19 195V196H18ZM24 195H25V198H26V193L24 192ZM42 195V194H41ZM42 196H45V195H42ZM62 198H64V196H62V195H60ZM81 196V195H80ZM169 196V195H168ZM24 197V196H23ZM22 197V198H23ZM27 198H28V196H27ZM26 198V199H27ZM41 198H43V197H41ZM167 198V197H166ZM171 198V197H170ZM176 198V197H175ZM35 199V200H34ZM85 200V199H84ZM169 200V199H168ZM166 201V200H164V201H162V205H165V204H167V209H166V212H165V214L163 215V216H160L159 218H157V219H152V221L150 220L149 221V223H150V226L153 228V230H154V232H157L156 234L157 235H154V234H152V233H145V235H144V237L143 238H141L140 240H138V241H135V243H134V247H132L131 249L130 248H127V249H124V248H121V249H119V250H116L115 249V251H112L111 252V250H110V257H108V259H110V261H111V259H114L115 261L114 262H116L117 264H148L147 262H149V263H151L153 260H161V259H156V257L153 255V253H154V251L152 250V249H149V246H151L152 244L154 245V244H158L159 246H163L164 244H165V242H166V239H168V238H170V236H175V232H173L174 230H175V227L177 226L176 224H174V223H176V219H174L173 220V217H176L175 216V213H174V209H173V206L175 207V205H176V202L175 201H173V199L171 198L169 201ZM17 201V200H16ZM205 207V206H204ZM204 207H202L203 209H204ZM202 208L201 209H199V210H196V211H193L192 212V217L190 216L191 214H189L188 212H186V213H188L189 214V216L191 217V218H193V216H198V215H201L200 213L202 212ZM108 211H110V210H108ZM46 212V211H45ZM1 213V212H0ZM107 213V212H106ZM109 213V212H108ZM107 213V214H108ZM185 213V214H186ZM6 214V213H5ZM5 214H4V216H5ZM11 214V213H10ZM110 214H112L111 213V211H110ZM109 214V215H110ZM185 214H183L184 216H185ZM187 214V215H188ZM7 215L8 214H6V218H8L7 217ZM102 216H103V214H101ZM182 215V217H184ZM100 216V215H99ZM98 216V217H99ZM111 216V215H110ZM188 216V217H189ZM10 217V216H9ZM182 217H180V218H182ZM186 217V216H185ZM188 217H187V220H188ZM0 218H2V217H0ZM81 218V217H80ZM79 218V219H80ZM179 218V219H180ZM190 218V219H191ZM3 219H5V218H3ZM9 219H11V217L9 218ZM77 219V218H76ZM189 219V220H190ZM193 219H196V218H193ZM72 220H73V218H72ZM105 220V219H104ZM110 220V219H109ZM182 220H183V218H182ZM182 220H180V221H182ZM12 222H13V220H12ZM60 223H61V221L60 222H58V223H55V228H57V229H55L56 230V232H55V234H56V239H57V241H58V243H57V245L58 246H62V247H66V246H70L73 250L72 251H76V252H78L77 254H78V256L77 257H73V256H70V261H75V260H79V258H80V252L77 250V247H79L80 245H81V243H88V244H91V243H96V244H98V243H100L102 246L100 247V246H98L99 247V249H105L106 250V252L109 250V248H108V246H110V245H108L107 243H108V241H99V242H97L96 240H95V238H93L94 237V231H90V229H89V227H87L86 225H81V229H86V232H87V234L84 236V238H83V240L82 241H77L76 239H74L73 238V236H72V233H73V230H74V227L73 226H75L74 224H72L71 225V227L69 228L68 227V229H65L66 231L64 232V233H62L61 235H59L60 234V230H58V229H60ZM72 223V222H71ZM7 224H9V223H7ZM11 224V223H10ZM9 224V225H10ZM15 224V223H14ZM11 225H13V224H11ZM5 226H6V224H5ZM8 226V225H7ZM45 226V227H44ZM69 226V225H68ZM118 226V225H117ZM149 226V227H150ZM200 226V225H199ZM13 227H15V226H13ZM16 227H17V225H16ZM108 227V226H107ZM143 228V227H142ZM234 228V227H233ZM230 229L226 224H222L220 227H218V228H215V227H206L205 225H201V227H197L193 232H190V233H186V234H184L185 236H188V237H190V235H194L195 233H196V236H197V238L195 239L194 237H190V238H194V240L196 241V242H194V243H196L197 245L198 244H200V245H202V244H209V243H219V244H222V243H225V244H227L228 246H230V245H232L233 247H234V249H238L237 251H239V249L241 248H244V247H242V246H245V245H242V242H241V246L239 247V243H240V241H238L239 239H236V238H238V237H236L237 235L240 237V235H242V236H244L243 234H237V232L236 231H238L237 229ZM12 230L14 229V228H11ZM10 229V230H11ZM18 229V228H17ZM17 229H16V231H17ZM47 230V232L45 231V230ZM110 229V228H109ZM197 229H199L198 231H196ZM246 229V228H245ZM116 230H118L119 231V229H116ZM133 230H134V227H133ZM144 230V229H143ZM152 230V231H153ZM109 231V230H108ZM136 231V230H135ZM244 231V230H243ZM247 231V230H246ZM245 231V232H246ZM0 232H1V230H0ZM122 232V231H121ZM120 232V233H121ZM133 232V231H132ZM146 232V231H145ZM153 232V233H154ZM135 233H137V232H134V234ZM239 233H240V231H239ZM243 233V232H242ZM15 234H17V233H15ZM247 234V233H246ZM19 235V234H18ZM120 235H123V234H120ZM1 236H2V233H1ZM195 236V237H196ZM242 236H241V238H242ZM21 237V236H20ZM31 237V236H30ZM96 237V236H95ZM135 237H136V235H135ZM204 237V238H203ZM205 237H211L210 239H212V241L210 242V240H207V238H205ZM103 238H104V236H103ZM114 238V237H113ZM190 238H188V240L190 239ZM240 238V239H241ZM245 238V237H244ZM243 238V239H244ZM4 239V238H3ZM105 239V238H104ZM123 239L125 240V237L123 236ZM139 239V238H138ZM16 240H18V239H16ZM28 240H30L29 238H28ZM33 240V239H32ZM39 240V241H40ZM100 240V239H99ZM193 240V241H194ZM246 239H244V241H245ZM22 241V242H23ZM29 242V241H28ZM27 242V243H28ZM170 242V241H169ZM3 243V242H2ZM38 243V242H37ZM40 243V242H39ZM117 243V242H116ZM124 243H127V242H124ZM252 243V242H251ZM250 243V244H251ZM32 244V243H31ZM88 244H86V245H88ZM128 244V243H127ZM170 244L171 245H173V244H187V245H189V244H191V242H189V241H186V240H183L182 242L181 241H179V240H177V241H172V242H170ZM244 244V243H243ZM247 244V243H246ZM26 245V244H25ZM37 245V244H36ZM117 245V244H116ZM115 245V246H116ZM257 246H259L258 244H256ZM41 246V245H40ZM93 246V245H92ZM247 246H250L249 244H247ZM253 246V245H252ZM251 246V247H252ZM36 247V246H35ZM120 247V246H119ZM188 247V246H187ZM191 247V246H190ZM189 247V248H190ZM246 247V246H245ZM34 248V247H33ZM55 248V247H54ZM116 248V247H115ZM118 248V247H117ZM192 248V247H191ZM89 249H92L91 247L89 248ZM95 249V248H94ZM97 249V248H96ZM94 250L92 253L93 254H98V251H101V250H99V249H97V250ZM241 249H240V251H241ZM245 249V248H244ZM243 249V250H244ZM247 249V248H246ZM104 250V251H105ZM92 251V250H91ZM173 251V250H172ZM193 251V250H192ZM191 251V252H192ZM217 251V253H220L219 251V249H217L216 250ZM109 252V251H108ZM108 252L106 253V256H107V254H108ZM157 252H159V251H157ZM174 252V251H173ZM188 252V251H187ZM247 252V251H246ZM53 253H55L54 251H53ZM102 253H103V251H102ZM238 255H239V253L238 252H236ZM92 254V255H93ZM103 254H105V253H103ZM221 254V253H220ZM244 254V253H243ZM250 254V253H249ZM252 254V253H251ZM7 255V254H6ZM54 255V254H53ZM102 255V254H101ZM223 255V254H222ZM246 254H244V256H245ZM103 256V255H102ZM175 256L177 257V256H179V255H176L175 254ZM224 256V255H223ZM240 256H242V254H240ZM219 257V256H218ZM247 257H248V255H247ZM53 258V257H52ZM51 258V259H52ZM178 258H180V257H178ZM217 258V257H216ZM220 258H221V255H220ZM224 258H225V256H224ZM223 258V260H225ZM243 258V257H242ZM246 258V257H245ZM244 258V259H245ZM251 258V257H250ZM254 258V257H253ZM54 259L55 258H53V260H51V261H54ZM56 259H57V257H56ZM89 259H90V257H89ZM91 259H92V257H91ZM107 259V258H106ZM177 259V258H176ZM243 259V260H244ZM180 260H182V259H180ZM250 260V259H249ZM248 260V261H249ZM254 260V259H253ZM59 261V260H58ZM57 261V262H58ZM61 261H62V259H61ZM87 261H88V259H87ZM245 261H247V260H245ZM247 261V262H248ZM49 262H50V260H49ZM56 262V263H57ZM114 262H111V263H109V264H116V263H114ZM160 262V261H159ZM179 262V261H178ZM184 262H186V261H184ZM227 262H229V261H227ZM252 261H250V263H251ZM161 263V262H160ZM187 263V262H186ZM221 263V262H220ZM185 264V263H184ZM222 264V263H221ZM229 264V263H228ZM249 264V263H248Z\"/></svg>","mask_w":264,"mask_h":264},{"label":"clouds","instance_id":"clouds-1","mask_svg":"<svg viewBox=\"0 0 264 264\" xmlns=\"http://www.w3.org/2000/svg\"><path fill=\"white\" fill-rule=\"evenodd\" d=\"M199 140V135H194L193 136V143H197Z\"/></svg>","mask_w":264,"mask_h":264}]
</instances>
